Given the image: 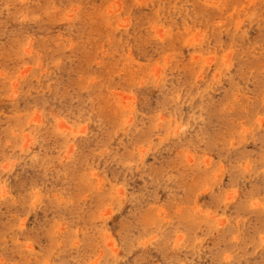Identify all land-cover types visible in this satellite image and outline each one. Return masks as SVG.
<instances>
[{"label":"rangeland","instance_id":"1","mask_svg":"<svg viewBox=\"0 0 264 264\" xmlns=\"http://www.w3.org/2000/svg\"><path fill=\"white\" fill-rule=\"evenodd\" d=\"M0 264H264V0H0Z\"/></svg>","mask_w":264,"mask_h":264}]
</instances>
